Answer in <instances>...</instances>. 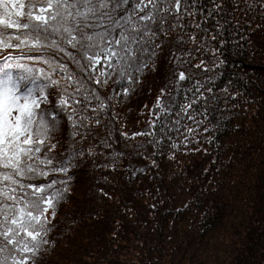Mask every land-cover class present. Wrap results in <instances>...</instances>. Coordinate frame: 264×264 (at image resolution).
Wrapping results in <instances>:
<instances>
[{
    "label": "trees",
    "instance_id": "trees-1",
    "mask_svg": "<svg viewBox=\"0 0 264 264\" xmlns=\"http://www.w3.org/2000/svg\"><path fill=\"white\" fill-rule=\"evenodd\" d=\"M160 7L131 73L0 46L55 124L53 165L31 181H56L55 216L27 264H264V0Z\"/></svg>",
    "mask_w": 264,
    "mask_h": 264
},
{
    "label": "snow or ice",
    "instance_id": "snow-or-ice-1",
    "mask_svg": "<svg viewBox=\"0 0 264 264\" xmlns=\"http://www.w3.org/2000/svg\"><path fill=\"white\" fill-rule=\"evenodd\" d=\"M162 2L0 0V46L19 49L21 45L31 44L29 57L49 49L53 53H65L77 64L80 61L67 49L77 53L83 50L93 67L102 63L111 67L115 61L123 64L127 73L139 71L140 55L148 51L146 45L156 35L152 25L160 23L161 31L164 30L165 16L159 12L167 14L172 10L161 9ZM168 3L179 12L186 0H168ZM145 36L147 40L143 39ZM13 39L15 44L10 43ZM47 62L54 70L67 71L66 65L56 62L54 57ZM11 67L24 66L5 64L0 68V254L6 253L0 255V264H27L26 256L34 255L41 244L47 243L44 237L50 231V222L46 213L51 210L55 216L56 197L45 193L56 181L44 187L31 183L38 176L48 175L39 165H53V158L47 152L55 147L48 143L55 124L49 125L37 112L42 103L48 102L43 89L39 96H33L32 88L22 92L21 82L27 77L13 79L5 71ZM101 75H104L102 71ZM179 79H185L184 73H180ZM69 81L73 82L74 78L70 76ZM40 155L45 158L40 159ZM50 170L56 169L53 166Z\"/></svg>",
    "mask_w": 264,
    "mask_h": 264
}]
</instances>
